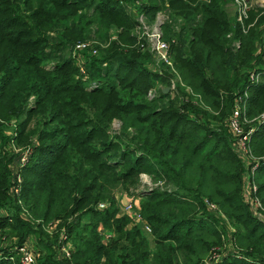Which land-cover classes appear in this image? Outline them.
<instances>
[{"label": "trees", "instance_id": "trees-1", "mask_svg": "<svg viewBox=\"0 0 264 264\" xmlns=\"http://www.w3.org/2000/svg\"><path fill=\"white\" fill-rule=\"evenodd\" d=\"M229 1L0 0V264L28 239L39 264H264V10L230 19ZM133 5L148 25L164 15L170 64L134 33ZM90 39L97 55L64 56ZM155 79L173 94L150 98ZM143 174L155 187L138 190Z\"/></svg>", "mask_w": 264, "mask_h": 264}, {"label": "built area", "instance_id": "built-area-1", "mask_svg": "<svg viewBox=\"0 0 264 264\" xmlns=\"http://www.w3.org/2000/svg\"><path fill=\"white\" fill-rule=\"evenodd\" d=\"M234 4L236 6V13H238V19L240 21H242V19H245L247 17V12L248 10L251 8V4L249 2V0H234ZM142 18V17H141ZM146 36L147 39L151 45V48L154 50V52L156 53V56L158 58V60L164 61L167 64H170L169 61V45L168 43H166L165 41L162 40L161 38V31H160V27H159V22L156 20L153 24L149 25L147 31H146ZM89 46L88 42H83L80 44H77L74 47V55L76 52H83L85 49H87V47ZM91 53L93 55H97V51L96 49H92ZM263 60H264V56H263ZM251 79L253 81H258L259 80V74L255 75L252 74ZM246 111V101L243 100L242 97H238L236 100V104L235 107L232 111V114L229 117V128L231 130V133L234 135V138L236 139V143L239 146V149L241 151H243L244 153L247 152L246 150V141L248 140V135L243 133L242 128L240 127V118L241 116L244 114V112ZM262 120H264V115H262V117L259 119V122H261ZM26 156H23L21 161H20V165H24V163L26 162ZM147 176V175H146ZM246 184L244 186V192L245 189H247L250 197H245L246 199H250V201H256L257 199L252 200L251 198V189L255 190V186L252 184L251 186V182L249 180L250 178V173L246 174ZM142 178V176H141ZM148 182L146 184H149L147 187V189H151L152 184L148 178V176L146 177ZM21 177L20 174L17 173L16 175V182H20ZM143 181V179H142ZM15 191H18V187L15 186ZM126 198V197H124ZM138 197H134V198H126V202L125 203H121V211L123 213L128 214L131 219L133 220V222H140L142 223V218L140 216L139 213V209L137 208L138 206ZM258 201V200H257ZM98 207L100 209L104 208L103 204H99ZM55 228V223H51L49 224V226L46 228L47 231L50 233V235H52L53 233V229ZM144 230L149 233L150 229L149 227L145 224L144 225ZM13 241H15V239H13ZM15 249V248H14ZM72 249V244L70 243V241L67 239V236L65 234L64 231H62L57 245H56V258L57 259H69L70 257V252ZM17 250V254L19 255V262L20 264H39L37 257H36V250H35V245H34V241L33 239H28L22 246L16 247ZM13 257H11L12 259ZM220 258L219 256H214L209 258L207 261H205L204 264H214L215 262L219 261Z\"/></svg>", "mask_w": 264, "mask_h": 264}, {"label": "rangeland", "instance_id": "rangeland-1", "mask_svg": "<svg viewBox=\"0 0 264 264\" xmlns=\"http://www.w3.org/2000/svg\"><path fill=\"white\" fill-rule=\"evenodd\" d=\"M249 2H250V4H251V6H252V8H254V9H259V10H264V0H249ZM225 7H226V10H227V13H228V15H229V17H230V19H232V18H234V16H235V13H236V6H235V4H234V1L233 0H231V1H229V2H227L226 3V5H225ZM130 10H133L134 12L133 13H135V15L138 17V20H139V22H140V26H138V27H136V29H135V31H134V33H137L139 36H142V35H145V33H146V31H147V29H148V27H149V25H148V21L146 20V19H142L141 18V16L139 15V11H138V9H137V6L136 5H133V6H131V9ZM129 10V11H130ZM261 12V11H260ZM164 15H162V14H159L158 16H157V18H156V20L160 23L163 19H164V17H163ZM116 33H117V30L115 29V28H112V29H110L109 30V34L111 35V39H115L116 38ZM102 35V38L104 37V33L103 34H101ZM95 41H97V40H94V39H90L89 41H87L88 43H89V46L87 47V49H85L84 51H83V53H85L86 55L87 54H91V55H93L92 53H91V50L92 49H94L93 48V45L94 44H96V42ZM99 41V40H98ZM72 49V48H71ZM71 49H69L68 50V52H65L64 53V56H68L71 52H72V56L73 57H78V58H80L81 60H83V55L84 54H82V52H76L75 53V55H74V50L73 51H71ZM86 57V56H85ZM84 59H86V58H84ZM145 64L147 65V66H149L150 68H151V70H153V71H159L157 68H155V66H157V63L156 62H154V63H152L151 61H148V60H146L145 61ZM174 86H175V82L173 83V82H170V83H168V84H165L164 82H162V80L161 79H155L154 80V88L152 89V93H151V95H150V98H153L154 96H156L157 94H158V90L159 89H165V88H169V90L168 91H172L170 94H173V89H174ZM119 127H120V123L117 121V120H114L113 121V123H112V126H111V128H110V132L111 133H118L119 132ZM147 176L145 175V174H143L142 175V179H143V181L141 180V182H140V187L138 188V190L140 191H143V190H146L147 189V187H150V186H148L149 184H146L144 181H146L147 180V178H146ZM152 188L153 187H155V185H152L151 186ZM121 196H123V197H126L127 195L125 194V193H122V194H120L119 195V199H120V197ZM243 196L244 197H250V195H249V193H248V191H247V189H245V192L243 193ZM122 201V200H121ZM120 201V204L122 203ZM100 204H103L104 205V208L108 205V203L107 202H100ZM99 208V207H98ZM100 209V208H99ZM10 236H12V235H10ZM223 255V253H221V256ZM225 256V255H224Z\"/></svg>", "mask_w": 264, "mask_h": 264}, {"label": "water", "instance_id": "water-1", "mask_svg": "<svg viewBox=\"0 0 264 264\" xmlns=\"http://www.w3.org/2000/svg\"><path fill=\"white\" fill-rule=\"evenodd\" d=\"M168 90H169V88L167 87V88L163 89V92H164V93H167ZM125 202H126V198H123V203H125Z\"/></svg>", "mask_w": 264, "mask_h": 264}, {"label": "crops", "instance_id": "crops-1", "mask_svg": "<svg viewBox=\"0 0 264 264\" xmlns=\"http://www.w3.org/2000/svg\"><path fill=\"white\" fill-rule=\"evenodd\" d=\"M144 182H145V183H147V182H148V180H146V181H144ZM119 195H120V194H118V196H119ZM120 198H121V200H122V202H123V198H124V197H123V196H121ZM126 198H128V197H126ZM137 202H138V200H137Z\"/></svg>", "mask_w": 264, "mask_h": 264}]
</instances>
